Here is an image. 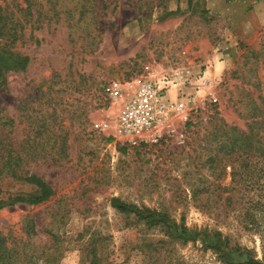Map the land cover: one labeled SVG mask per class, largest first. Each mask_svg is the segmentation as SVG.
I'll return each instance as SVG.
<instances>
[{"label":"rangeland","instance_id":"obj_1","mask_svg":"<svg viewBox=\"0 0 264 264\" xmlns=\"http://www.w3.org/2000/svg\"><path fill=\"white\" fill-rule=\"evenodd\" d=\"M0 4L22 22L14 50L29 57L0 86V124L12 125L0 138L54 189L47 202L0 211L11 246L38 264H90L93 250L106 264H156L145 244L166 238L114 208L119 198L220 230L264 261V156L229 154L213 138L221 123L264 126V0H33L31 18L23 0ZM165 75L171 99L194 97L188 118L156 142L115 135L130 85ZM0 187L3 197L31 190L10 178ZM154 245L173 264H225L199 242Z\"/></svg>","mask_w":264,"mask_h":264},{"label":"trees","instance_id":"obj_2","mask_svg":"<svg viewBox=\"0 0 264 264\" xmlns=\"http://www.w3.org/2000/svg\"><path fill=\"white\" fill-rule=\"evenodd\" d=\"M25 3L24 17L34 16L32 13L33 0H23ZM39 18V16H38ZM37 18V19H38ZM25 21V20H24ZM29 21V19H28ZM19 20L14 19L12 12L8 7L0 4V86L5 82L6 75L12 71H24L29 63L27 55L20 54L14 50L15 43L18 39L24 37V32L18 30ZM259 117L260 115H253ZM263 120H253V123L259 125L255 131L254 127H248L247 131H242L236 126H229L221 123L219 129H215L213 138L220 140L219 147L224 148L229 154L235 152H246L253 155L264 156V126ZM252 123V124H253ZM2 125L12 126L10 121ZM2 127H0L2 129ZM0 152H2V161L0 163V182L5 178H10L20 184H26L31 187L30 191L10 193L3 197V190L0 187V211L7 206H13L18 203L27 205H38L50 200L54 195V189L42 177L29 173L24 164L25 155L21 148L13 147L9 141L0 138ZM112 206L121 212H134L138 221H143L149 229L159 227L166 239H147L145 246L148 248L145 253L156 264H173L170 260H161V255H154L157 252L155 243H200L203 249L214 251L221 261L225 264H264V261L253 256L250 250H246L239 245L232 244L229 237L222 231L216 229L193 230L185 223L178 222L170 217L168 213L161 212L149 207H138L135 204L123 202L119 198L112 199ZM30 233L34 232L30 229ZM35 255H28L24 248L18 249L11 246L9 238L0 233V264H38ZM45 264H51L48 259ZM90 264H106L103 258L98 255L97 251H91Z\"/></svg>","mask_w":264,"mask_h":264},{"label":"built area","instance_id":"obj_3","mask_svg":"<svg viewBox=\"0 0 264 264\" xmlns=\"http://www.w3.org/2000/svg\"><path fill=\"white\" fill-rule=\"evenodd\" d=\"M174 81L165 75L160 80H145L136 88L130 85L132 93L112 125L115 135L132 143L156 142L172 131L175 118L187 119L195 99L185 93L171 99L169 91ZM123 91L124 87L114 82L109 85L107 94L111 100L118 101L123 97Z\"/></svg>","mask_w":264,"mask_h":264}]
</instances>
